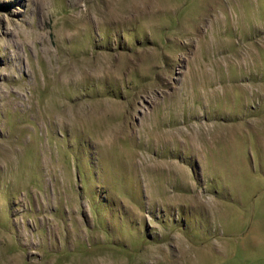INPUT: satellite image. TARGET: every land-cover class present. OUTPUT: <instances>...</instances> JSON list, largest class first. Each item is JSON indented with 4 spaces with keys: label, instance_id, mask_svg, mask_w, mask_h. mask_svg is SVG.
I'll return each mask as SVG.
<instances>
[{
    "label": "rangeland",
    "instance_id": "374dc122",
    "mask_svg": "<svg viewBox=\"0 0 264 264\" xmlns=\"http://www.w3.org/2000/svg\"><path fill=\"white\" fill-rule=\"evenodd\" d=\"M0 264H264V0H0Z\"/></svg>",
    "mask_w": 264,
    "mask_h": 264
}]
</instances>
